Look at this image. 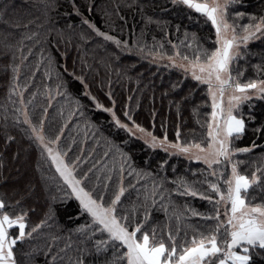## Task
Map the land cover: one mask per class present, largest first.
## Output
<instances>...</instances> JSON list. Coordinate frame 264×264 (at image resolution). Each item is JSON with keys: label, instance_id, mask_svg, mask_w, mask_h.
I'll list each match as a JSON object with an SVG mask.
<instances>
[{"label": "snow or ice", "instance_id": "snow-or-ice-1", "mask_svg": "<svg viewBox=\"0 0 264 264\" xmlns=\"http://www.w3.org/2000/svg\"><path fill=\"white\" fill-rule=\"evenodd\" d=\"M43 2L45 22L37 24V29L42 31L24 34L15 44L10 43L7 36L0 40V51L5 57L10 53L12 60L4 69L5 72L10 69L12 74L7 98L12 108L9 112L8 105H4L0 127L3 129L5 151L16 142V136L8 131L9 127L19 129L31 142L30 146L34 144L39 150V190L48 207L44 218L39 223H32L30 212L34 209L26 208L24 200L36 192L35 185L29 184L26 195L20 199L0 193V264H35L40 255L44 257V264H256L257 260L264 264V148L255 140L248 147H239L236 143L250 126L258 139L264 137V121L257 125L254 113V101H264V64L255 65L257 78L247 80L243 79L244 70L239 67V61L248 55L249 43L264 38V11L262 14L242 11L230 14L237 0H167L172 9L185 10L187 19H193L194 12L204 18L205 23L210 22L214 29V38H201L196 33L185 31L184 38L178 44L168 40L167 43L174 50L169 55L164 50L165 44L155 37L149 46L143 29L131 45L116 33V19L126 23V17L120 14L119 3L111 12L103 10L107 29H102L90 15L99 8L95 0H85L84 3L70 0L73 13L80 18L81 26L86 27H81L76 34L75 26L68 24L67 35L64 30L57 32L56 44L59 46L63 43L65 48L72 45L77 50L81 75L76 76L75 71L70 75L83 85V95L94 103L97 110L110 114L117 130L142 140L148 148H160L169 156L183 155L204 165L197 173H193L194 176H201L200 180L189 182L179 178L169 182L159 171L152 173L133 167L131 157L109 141L110 149L104 155L110 158V163L104 164L103 177L97 175L95 185L89 188L87 182L95 165L81 173V157L77 156L72 161L67 159L71 149L65 151L60 145L67 124L55 136H46L45 119L34 123L32 113L35 109L32 112L29 110L35 94H32V99L25 100L28 85L20 84L21 66L32 55V48L28 49V56L24 55L25 41H31L33 47L41 46V61L47 60L49 70L45 75L49 78L55 63L51 54L44 56L43 46L50 43L49 33L53 24L47 13L58 8V0ZM124 6L135 8L143 16L142 0H128ZM260 7L264 10V0H261ZM163 11H169L167 4ZM245 18L246 23L237 22ZM146 22L155 23L161 30L168 27L167 21L153 20L151 16L147 17ZM176 31L179 33L180 25H176ZM74 34L78 36L79 43H73ZM202 40L209 46L205 47ZM182 48L186 51H181ZM133 49L142 58H150L153 63L166 60L165 67L178 68L185 79L190 76L197 82L195 88L190 89L181 101L169 102L170 106L175 103L177 115L180 114L181 104L194 94L195 89L206 86L205 95L210 103L203 106L210 107L211 111L204 113L202 124L198 110L200 106L193 109L197 123L202 128L206 127V136L199 143H181L179 126L176 129V142L169 141L163 123V135H155L154 111L153 130L136 123L127 107L122 112V119L117 114L111 91L107 94L111 106H105L91 94L83 73L84 67L89 70L94 67L88 62L89 52H92L95 64L108 69L120 59V53ZM16 52L20 53L19 64L15 63ZM63 55L66 56L67 52ZM64 71L68 72L66 66ZM181 84L182 81L173 84L172 91ZM60 87L57 86V95L61 94ZM51 92L48 89L46 93L49 106ZM75 103L76 111L83 116L84 105L79 100ZM244 106H248L247 113ZM43 111L46 118L48 109L44 108ZM74 115L75 112L69 113L70 117ZM256 148H262V154L253 160L251 154ZM242 156L248 158L242 159ZM2 158L3 153H0V177H3ZM166 163L160 165L161 170ZM125 176L134 179L135 183L130 179L126 187ZM169 183L175 185V189L167 187ZM129 189L137 193L136 199L125 204V200L129 199L126 196ZM173 193L199 198L206 201L209 207L205 212L187 205L181 210L173 200ZM73 198L78 202L79 215L73 219L75 227L66 229L58 224L55 205H64ZM154 210L162 211L169 221L175 219V231L170 222L165 225L167 231L161 228L153 220ZM190 217H198L202 223H186ZM41 233H44L43 244H34L33 241ZM25 244L30 247L22 251Z\"/></svg>", "mask_w": 264, "mask_h": 264}, {"label": "trees", "instance_id": "trees-1", "mask_svg": "<svg viewBox=\"0 0 264 264\" xmlns=\"http://www.w3.org/2000/svg\"><path fill=\"white\" fill-rule=\"evenodd\" d=\"M85 0H77V3H84ZM99 8L91 15L93 22H97L102 29H107L104 24V11L111 12L117 3L120 4V14L126 17V23L116 19L115 30L118 35H122L125 40H128L130 45L134 44L136 38L140 35L143 29L146 33L145 40L149 46L153 44V37L157 41L165 44V51L171 55L173 49L167 43L171 40L172 43H179L184 38V32L196 33L199 37L214 38V29L210 22L205 23L204 18L198 14L192 13L193 19H187L185 10L172 9V6L167 3V0H142L144 4V13L142 14L135 8L129 9L124 5L128 0H95ZM261 0H237V4L230 10V14L234 11H242L247 14H262L260 7ZM167 4L169 11H163ZM45 7L43 0H0V40L5 36L9 42L15 44L24 34H31L33 31H42L37 29V24L45 22ZM53 20L51 25L52 31L49 33L50 43L45 44L44 56L51 54L55 58V63L52 65V70L49 76L45 75L48 71L47 60L41 61V46L33 47L31 41H25L24 55L28 56V49L32 48V55L28 57L21 66L20 84L28 85V91L25 93V100L32 99V94H35L32 104L29 105V110L33 114V122L38 123L41 118L45 119L44 131L46 136H55L59 130L64 127L63 135L60 141L61 148L68 152L67 159L75 160L77 156L81 157L79 171L81 173L88 171L95 165V169L90 174V179L87 182L91 188L96 183V176L103 177V166L105 163H110V158L105 157V152L109 151V141L114 142L122 151L131 157V163L136 169H144L146 171L156 173L166 177L167 180L173 181L179 178H184L189 182L202 179L201 176H194L199 169L204 165L198 164L195 161L189 160L183 155H172L160 148L155 150L148 148L142 140L135 137H129L123 130H117L112 121L111 116L101 110L95 108L94 103L83 95L84 87L78 79L70 75L75 71L76 76L81 75V65L77 60L78 52L69 45L65 48L61 43L56 44L57 32L64 30L65 35L68 34V24L75 26L76 34L81 30L80 18L73 13L70 0H58V8L55 11L47 13ZM151 16L153 20L167 21L168 27L161 30L155 23H147V17ZM115 18V17H114ZM199 20V22H197ZM32 21L33 23H29ZM238 23H246L247 19L237 21ZM27 25V27H25ZM176 25H180V31L177 33ZM46 27L48 25L46 24ZM121 27L123 31L121 32ZM165 31L168 33L165 36ZM73 35V43H79L78 36ZM205 43V47L209 44ZM57 47L59 51H57ZM94 47V46H93ZM2 50V45H0ZM67 55H63L64 52ZM181 51H186L181 49ZM15 63H20V53L16 52ZM11 54L7 57L0 51V116L4 111V105L7 104L9 112L12 105L8 102L9 83L11 80L10 69L5 72V66L10 64ZM88 62L94 64L92 70L84 67L83 73L90 86L91 94L96 96L98 100L105 106H111V101L108 98V92L111 91L112 99L116 101L117 114L122 116V112L127 107L133 114L136 123L141 126L153 130V111L155 116L154 134L162 136L163 131L161 124H165L168 133L169 141L176 142V129L179 126L181 133V143H191L193 141L199 143L206 136V127L202 128L204 122V113L210 112V107H204L206 103H210L205 95L206 86H200L195 89L194 94L189 99L181 104L180 114L177 115L175 103L171 106L170 101H181L187 96L190 89L195 88L196 83L189 76L184 78L182 71L178 68H169L164 65L167 61H159L153 63L149 59L142 58L134 49L131 52L120 53V59L116 61L112 68L106 69L104 66L95 64L92 60V52H89ZM75 64V67H73ZM264 64V38L251 41L248 45V55L246 59L239 61V67L244 70V80L257 78V70L255 65ZM65 66L68 72L64 71ZM177 81H182V84L172 91V85ZM60 95H57V86ZM51 89V106H49L47 90ZM167 93V95H165ZM131 97V100H129ZM16 99V97H13ZM79 100L84 108V115L81 116L76 111L75 101ZM254 113L257 117V125L264 121V101H254ZM18 106V105H17ZM199 107L201 124L197 123V117L193 115V109ZM44 108H47V116L44 117ZM245 113L248 112V106H244ZM70 112H75L74 116H69ZM11 124V121H9ZM251 127L247 133L238 140L237 146H251L253 140L264 148V137L253 135ZM9 132L16 136V142L4 150L3 129L0 127V153H3V177H0V193H7L9 196H14L15 199H20L27 193L28 185H35L37 190L30 197L24 200L26 208L34 209L30 212L32 223H39L44 218L47 211V201L44 195L39 190L40 171L38 170L37 161L40 159L39 150L34 144H31L27 136L23 135L19 129L9 127ZM75 141V143H73ZM127 141L125 144L124 142ZM262 148H256L251 154V159L255 160L262 154ZM17 152L19 156L17 157ZM242 159L248 157L242 156ZM163 169L160 165L163 162ZM54 173V169L52 170ZM51 175L52 173H48ZM135 183V180L125 176V186L129 180ZM115 180V177H114ZM115 187V184L112 185ZM170 189H175V185L169 183ZM137 193L131 189L126 193L129 199L125 200L128 204L130 200L136 199ZM123 199V198H122ZM175 204L183 210L185 205L195 208L199 212H205L209 205L206 201L199 198L182 197L173 193ZM56 217L58 224L64 228H74L73 219L79 215L78 202L73 198L68 200L64 205L56 204ZM153 220L159 223L161 228L169 222L175 231L177 221L172 219L169 221L165 214L160 210H154L152 213ZM71 217V218H70ZM186 223L198 225L202 223L198 217H190ZM48 230H45V232ZM165 231L167 229L165 228ZM67 234L66 232L64 233ZM44 233H41L34 244L42 245L44 242ZM63 242H61L62 245ZM30 245L22 246V251L28 250ZM35 264H44V257L40 255L36 258ZM256 264H261L257 260Z\"/></svg>", "mask_w": 264, "mask_h": 264}, {"label": "rangeland", "instance_id": "rangeland-1", "mask_svg": "<svg viewBox=\"0 0 264 264\" xmlns=\"http://www.w3.org/2000/svg\"><path fill=\"white\" fill-rule=\"evenodd\" d=\"M164 61H166V60H164ZM172 142V141H171Z\"/></svg>", "mask_w": 264, "mask_h": 264}]
</instances>
